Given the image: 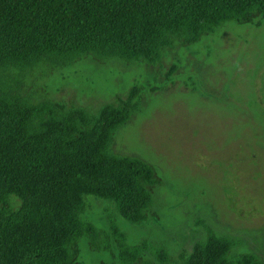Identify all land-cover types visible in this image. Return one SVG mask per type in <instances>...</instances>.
<instances>
[{
	"label": "trees",
	"instance_id": "trees-1",
	"mask_svg": "<svg viewBox=\"0 0 264 264\" xmlns=\"http://www.w3.org/2000/svg\"><path fill=\"white\" fill-rule=\"evenodd\" d=\"M228 24L261 28L264 0H0V264H79L82 240L113 264H264L234 254L235 241L211 229L174 259L146 241L132 246L116 223L105 231L82 221L90 196L127 224L153 216L154 168L112 152L118 130L140 112V87L96 115L25 94L38 69L83 58L156 66L164 51Z\"/></svg>",
	"mask_w": 264,
	"mask_h": 264
},
{
	"label": "rangeland",
	"instance_id": "rangeland-1",
	"mask_svg": "<svg viewBox=\"0 0 264 264\" xmlns=\"http://www.w3.org/2000/svg\"><path fill=\"white\" fill-rule=\"evenodd\" d=\"M134 87L142 89L140 112L118 130L112 152L154 168L161 184L153 216L127 224L112 204L90 196L82 221L105 231L116 223L132 246L146 241L174 259L211 229L235 241L234 254L264 262V24H228L196 45L164 51L156 66L83 58L41 68L27 77L25 94L96 115ZM80 250L79 264L114 262L86 240Z\"/></svg>",
	"mask_w": 264,
	"mask_h": 264
}]
</instances>
